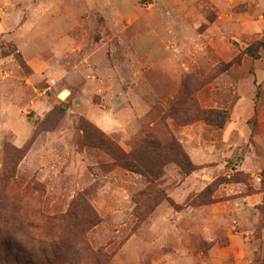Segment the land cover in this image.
I'll return each mask as SVG.
<instances>
[{
    "label": "rangeland",
    "instance_id": "1",
    "mask_svg": "<svg viewBox=\"0 0 264 264\" xmlns=\"http://www.w3.org/2000/svg\"><path fill=\"white\" fill-rule=\"evenodd\" d=\"M151 131L195 170L115 161ZM14 148L29 221L82 196L111 264H264V0H0V174Z\"/></svg>",
    "mask_w": 264,
    "mask_h": 264
},
{
    "label": "trees",
    "instance_id": "2",
    "mask_svg": "<svg viewBox=\"0 0 264 264\" xmlns=\"http://www.w3.org/2000/svg\"><path fill=\"white\" fill-rule=\"evenodd\" d=\"M245 53L257 56L254 46L247 48ZM193 108L206 121H216L212 117V109L205 110L196 104ZM214 113L217 118H223L221 126H224L227 113ZM144 135L132 152L126 153L115 144L109 145V151L120 166L147 177L149 186L161 181L164 166L169 161L175 162L184 176L195 170L181 145L173 138L162 142V138L152 131ZM25 154L26 149L7 150L5 166L0 174V264H111L112 255L102 249L94 250L87 241V233L99 223V218L82 196L65 214L54 217L41 215L40 223L36 225L29 221L10 186ZM138 203L140 209L141 202ZM158 203L147 200L143 206L154 209Z\"/></svg>",
    "mask_w": 264,
    "mask_h": 264
},
{
    "label": "crops",
    "instance_id": "3",
    "mask_svg": "<svg viewBox=\"0 0 264 264\" xmlns=\"http://www.w3.org/2000/svg\"><path fill=\"white\" fill-rule=\"evenodd\" d=\"M250 103H251V105H250V109H251V110H250V112H249V114H248L249 116H251V114H252V112H253V110H254V102H253V100L250 99ZM239 127H240V126H238V124H237L235 127L233 126V128H234L233 131L238 130ZM238 134H239V133H238ZM247 134H248V131H247V129H245V130H244V134H242V135H243L242 137L247 139V137H246Z\"/></svg>",
    "mask_w": 264,
    "mask_h": 264
}]
</instances>
